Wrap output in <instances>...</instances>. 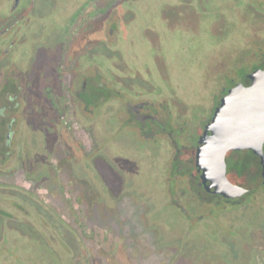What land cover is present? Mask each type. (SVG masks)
Returning a JSON list of instances; mask_svg holds the SVG:
<instances>
[{"label":"flooded vegetation","instance_id":"obj_1","mask_svg":"<svg viewBox=\"0 0 264 264\" xmlns=\"http://www.w3.org/2000/svg\"><path fill=\"white\" fill-rule=\"evenodd\" d=\"M137 1L61 0L62 20L69 21L57 22L45 45L38 0H0V264H21L13 251L9 258L1 252L5 237L19 234L57 254V264H264V219L245 227V235L234 225L237 217L264 218V185L229 199L206 191L196 168L200 138L221 99L264 71V42L249 48L254 58L249 53L234 63L236 74L225 78L210 106L191 108L169 92L171 83L155 89L150 79L115 74L125 56L110 51L134 21L128 9L144 10ZM251 4L239 0L233 12L256 7ZM171 7V18L180 19L182 9ZM183 20L197 22L198 15ZM223 20L219 30L229 26ZM39 44L48 47L41 70L31 65L39 62ZM106 126L163 146L159 194L135 186L128 164L111 155L100 135ZM61 199L69 203L66 217L58 210ZM164 210L178 213L181 226L169 225Z\"/></svg>","mask_w":264,"mask_h":264},{"label":"rangeland","instance_id":"obj_2","mask_svg":"<svg viewBox=\"0 0 264 264\" xmlns=\"http://www.w3.org/2000/svg\"><path fill=\"white\" fill-rule=\"evenodd\" d=\"M60 1L38 0L37 2V18L41 21L40 26L43 27L42 29L39 28L43 31L40 36L42 39L39 41L45 45H48L51 40L53 33H51V28H54L57 22L59 24L63 23L65 26L69 21L62 20L65 13H67V8L65 5L62 6ZM165 1L167 2L166 5L162 3ZM238 1H137L136 5H142L144 10L137 13V7L135 6V8L128 9L129 16L134 14V21L130 24L131 26H124L123 36L125 38L122 37L121 30L118 32L115 36L116 45L113 51H110L115 55V53H118L117 50L119 51L120 49L125 56L123 66H121L120 71H115V74L120 75L122 78L132 77V80H136V78L141 80L150 79L157 83L155 89L164 84L169 87L171 83L169 92L176 97L178 96L187 106L191 108L207 107L205 106L207 103L210 106L211 97L221 90V83L225 78L228 75L236 74L232 69L233 65H235L234 63L243 59L245 54L250 53V56L254 58L249 48L254 45H256L254 48H258L264 42V30H262L264 21L261 19H249L252 20V23L245 25L243 23L244 20L241 19L253 16L263 18L264 14L262 11L264 6H259L257 2L258 5H255V7L256 0H250L252 2L251 5L255 8L250 7L242 11V14H236L233 12L234 8L232 5H236ZM171 5H176V9H182L180 19L178 13L177 18H171ZM194 12L198 15V20L200 21L183 20L184 17L187 19L193 18ZM222 17L227 19L222 22L229 24V26L219 30L218 24ZM171 20L180 21L172 24ZM146 32H148L149 36L153 34L160 45L155 44L153 38H148ZM32 46L30 45L27 48L34 52ZM35 51L39 55V62L36 60L31 65L37 64L36 67L41 70L46 63L48 47L45 48L39 44L36 46ZM156 57H161V62ZM147 75H150V77H147ZM162 93L164 97L170 96L165 89L162 90ZM149 97L147 96V98ZM150 98L153 100V97ZM118 102L119 100L112 101L107 105V109L111 111L116 108ZM112 130L109 131L106 126L105 129L100 131V135L106 136L108 151L120 162L128 164L129 171L135 178V186L139 187L142 185L147 189L148 193L159 194L163 185V168L168 155L163 146L149 145L143 140L129 137V133L126 134L127 132L125 133L124 130L121 132H112ZM110 133H117L114 139L108 137ZM59 170L62 171L61 169ZM61 200L58 201V210L66 217L69 203L65 199ZM161 215L166 216L167 223L172 227L181 226L178 224L180 218L178 213L175 214L164 210ZM174 219L175 223L173 222ZM263 219L261 214L258 216H253V214L250 216L246 215L242 216V218H235L234 225L239 232L245 235L246 232H243L245 227H250ZM253 221L254 223L251 224ZM14 239L10 235L5 237V240L1 243L3 244L1 252L4 254L8 253V258L9 253L13 251L21 264H52L49 260L51 255H47L46 252L40 249L41 244L32 245L27 237L20 234L17 239ZM219 244L221 245V241H219ZM55 250L59 253L56 247ZM34 251H36L35 254H33ZM55 255L57 254H53L51 259L56 262L58 257ZM146 256V254L143 255V257ZM2 257L6 259L4 255ZM10 264L12 263L10 262Z\"/></svg>","mask_w":264,"mask_h":264},{"label":"water","instance_id":"obj_3","mask_svg":"<svg viewBox=\"0 0 264 264\" xmlns=\"http://www.w3.org/2000/svg\"><path fill=\"white\" fill-rule=\"evenodd\" d=\"M196 168L206 191L229 199L264 185V71L221 99L200 138Z\"/></svg>","mask_w":264,"mask_h":264}]
</instances>
